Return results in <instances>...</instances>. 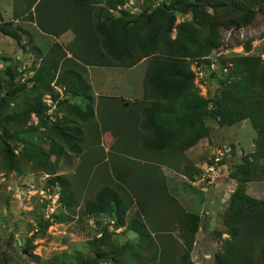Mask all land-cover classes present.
Masks as SVG:
<instances>
[{
    "label": "rangeland",
    "instance_id": "1",
    "mask_svg": "<svg viewBox=\"0 0 264 264\" xmlns=\"http://www.w3.org/2000/svg\"><path fill=\"white\" fill-rule=\"evenodd\" d=\"M87 1L88 21L104 26L93 33L102 40L105 64L87 51L89 64L74 58L70 29L53 35L37 28L32 11L24 12L29 0H11L8 11L0 8V28L19 36L16 41L0 31V264H178L185 256L192 264H213V254L229 240L223 224L229 202L253 225L262 218L264 178L235 182L229 172L246 160L258 173L264 139L246 118L219 125L205 112V136L181 154L163 163L129 157L123 151L129 139L115 145V137L101 128L97 101L139 99L153 57L171 70L181 59L191 72V59L212 60L216 69L205 70V83L195 80V86L193 72L189 83L204 98L220 101L226 114L235 109L227 95L238 88L264 96V0ZM116 20L123 31L115 34L120 44L113 48L108 34ZM135 54L140 58L127 65ZM241 57L259 60L253 86L241 70ZM220 145L230 147L225 170L207 182L201 168ZM116 156L162 175L165 195L148 190L143 200L158 231L114 177L113 166L121 163ZM100 205L114 214L99 212ZM184 212L199 218L188 248ZM141 223L148 230L143 236L136 232L143 230ZM252 241L242 239L240 246L250 249Z\"/></svg>",
    "mask_w": 264,
    "mask_h": 264
},
{
    "label": "trees",
    "instance_id": "2",
    "mask_svg": "<svg viewBox=\"0 0 264 264\" xmlns=\"http://www.w3.org/2000/svg\"><path fill=\"white\" fill-rule=\"evenodd\" d=\"M82 1L29 0V6L33 7L35 21L41 31L53 35H58L66 29L73 32L75 42L69 52L74 58L89 64L90 56H86V58L83 56V52L87 51L94 54L93 58L96 63L105 64L106 56L100 45L102 40H98L93 33V31L102 33L101 29L104 26L92 25L88 21L91 16V7L87 0ZM93 15L95 17L97 13ZM247 20L245 19V21ZM110 27L111 32L108 35L114 41L113 48H116L120 42L115 40L117 39L115 34L121 35L123 25H120V21L116 20L111 23ZM0 31L16 41L19 40L18 34L12 30L6 31L0 28ZM139 58L140 54H135L127 65ZM191 60L199 61L198 59ZM240 61L241 70L251 81L250 85L253 86L256 76L261 70L259 60L241 57ZM204 63L208 64V61ZM173 66L171 70L158 57L149 58L142 78L141 96L137 100L128 102L110 96L98 98L97 107L102 114L100 117L101 128L108 130L115 137V145L122 142L125 137L129 139V143L123 141L126 145L123 151L127 156L137 158L145 156L163 163L166 162V157L181 154L205 136L206 126L202 121L205 112L206 115L214 117L219 125H231L246 118L251 127L264 139V96L257 98L251 96L250 91L238 88L234 93L227 95V100L234 102L235 109L226 114L222 112L223 109H220V101L204 98L205 96L200 95L196 88L195 91H192L189 79L193 75L184 61L176 59ZM111 146L115 148V146ZM116 158L118 157L116 156ZM118 159L121 160V163L113 166L114 177L129 188L137 202L136 207L139 214L149 226H153V231H158L156 225L150 221L149 215L146 214L143 200L146 198V193L150 191L165 195L162 175L160 172L157 175L151 171L150 174L145 173L136 167V162L123 158ZM258 171V173L252 172L250 163L242 160L234 166L229 175L235 182L263 179L264 166L260 167ZM97 210L105 213L110 211L104 205L98 206ZM182 217V235L185 246L188 248L197 230L199 218L197 214L191 212H184ZM223 224L229 231V240L223 251L213 254V264H247V259L251 264H263L261 260L264 257V205L260 222L253 225L237 213L236 205L233 202H229L223 215ZM140 225L143 230H136V232L143 236L147 234L148 230L144 229L142 223ZM216 234L219 235L220 232ZM250 238H253L254 246L250 249L240 246L242 239L249 240ZM178 264L192 263L185 256L181 257Z\"/></svg>",
    "mask_w": 264,
    "mask_h": 264
},
{
    "label": "built area",
    "instance_id": "3",
    "mask_svg": "<svg viewBox=\"0 0 264 264\" xmlns=\"http://www.w3.org/2000/svg\"><path fill=\"white\" fill-rule=\"evenodd\" d=\"M216 69V65L212 60L208 62V64H205L201 61L193 60L191 69L194 74V85L196 86L197 83L199 85H202L205 83V70L206 69ZM197 83H196V81ZM198 86V85H197ZM199 88V87H198ZM200 95L204 96V93H200ZM230 151V147L227 145H220L214 149V152L212 153V157L210 160L206 163H204V166H202V176L204 179H207V182H212L214 177L217 176L218 172H221L222 169L225 170V163L224 159L226 158L228 152ZM106 224L112 225L113 219H107Z\"/></svg>",
    "mask_w": 264,
    "mask_h": 264
},
{
    "label": "crops",
    "instance_id": "4",
    "mask_svg": "<svg viewBox=\"0 0 264 264\" xmlns=\"http://www.w3.org/2000/svg\"><path fill=\"white\" fill-rule=\"evenodd\" d=\"M25 2H27V0H25ZM25 2H23L24 4H25ZM25 6L27 7V5L25 4ZM3 8V7H5L6 8V11H8L9 9L11 10V0H0V8ZM28 8V7H27ZM28 11L30 12V11H32L31 13H32V17H33V21L34 22H36L35 21V17H34V14H33V7L32 6H30L26 11H24L25 12V14H27L28 13ZM15 20H17V19H15ZM44 24H46V23H44ZM35 25H37L36 23H35ZM37 28H39L38 26H37Z\"/></svg>",
    "mask_w": 264,
    "mask_h": 264
}]
</instances>
